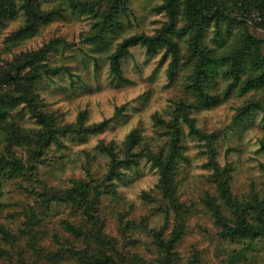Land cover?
Instances as JSON below:
<instances>
[{"label":"rangeland","instance_id":"374dc122","mask_svg":"<svg viewBox=\"0 0 264 264\" xmlns=\"http://www.w3.org/2000/svg\"><path fill=\"white\" fill-rule=\"evenodd\" d=\"M23 4L0 16V264H264V0ZM159 33L172 78L140 43L112 70Z\"/></svg>","mask_w":264,"mask_h":264},{"label":"trees","instance_id":"16d2710c","mask_svg":"<svg viewBox=\"0 0 264 264\" xmlns=\"http://www.w3.org/2000/svg\"><path fill=\"white\" fill-rule=\"evenodd\" d=\"M9 1V0H8ZM7 0H0V16L6 17L11 12V7L7 5ZM23 9L25 12L29 15L30 23L33 25L37 22V10L35 3L37 0H23ZM142 44L146 46L149 50L155 49L157 47H165L166 48V54L171 56V62L169 66V75L172 78L175 74V69L177 67L178 63V50L176 48V44L165 34V33H159L156 36L153 37H135L130 38L126 41H124L122 44L119 45L115 53L111 56V67L112 70L115 73H118L119 65H120V59L123 57L125 52L130 46H133L135 44ZM152 48V49H151ZM203 70H205V64L199 65ZM3 120V115L0 114V124ZM0 167H5V162L3 163V159L0 158ZM241 224V231L244 232L249 227L243 223V220L239 222V225Z\"/></svg>","mask_w":264,"mask_h":264},{"label":"water","instance_id":"95a60500","mask_svg":"<svg viewBox=\"0 0 264 264\" xmlns=\"http://www.w3.org/2000/svg\"><path fill=\"white\" fill-rule=\"evenodd\" d=\"M95 262H96L97 264H106L107 261H106V260H103V261L96 260Z\"/></svg>","mask_w":264,"mask_h":264}]
</instances>
